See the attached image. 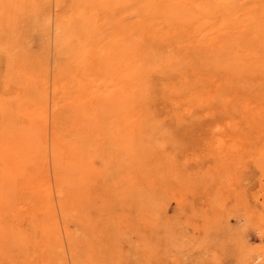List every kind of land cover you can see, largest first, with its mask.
Here are the masks:
<instances>
[{
	"label": "rangeland",
	"instance_id": "rangeland-1",
	"mask_svg": "<svg viewBox=\"0 0 264 264\" xmlns=\"http://www.w3.org/2000/svg\"><path fill=\"white\" fill-rule=\"evenodd\" d=\"M73 1L0 36V264H264V0Z\"/></svg>",
	"mask_w": 264,
	"mask_h": 264
},
{
	"label": "bare ground",
	"instance_id": "bare-ground-1",
	"mask_svg": "<svg viewBox=\"0 0 264 264\" xmlns=\"http://www.w3.org/2000/svg\"><path fill=\"white\" fill-rule=\"evenodd\" d=\"M91 1V0H89ZM25 2L28 3V0L24 1V0H0V36H4L3 38V42L6 43V46H4V48L11 46L9 48V50L12 48V42L9 38H6L5 35H3L2 30H9L10 29V25H11V21L13 19V10L14 8H20L23 9V6H27L25 4ZM31 2V9H33L34 11L41 8V10H48L49 13L48 15V23L47 21H45V19L43 20V24H48V25H52V27H54L55 31L58 32L59 36L55 37V42H54V47L52 50H50V52L48 53L49 55L52 54V56H59L61 57V55H64L68 49L67 48H71L72 45H75V34L78 33L79 31L83 30L84 28H88V23L86 20L84 19H80L77 16L79 15V13L81 11L84 10V8L82 6H80V4H75V2H72V7H67L68 11L70 12L71 10L74 12V10H76L75 14H71L68 17V25L67 28L62 27L61 26V22H62V18H64L65 13L61 11V4L63 3V0H43L39 1V0H29V3ZM104 5V3H103ZM83 9V10H82ZM84 11H89L88 8H86V10ZM51 12L53 13V15H51ZM47 15H45L47 17ZM65 19V18H64ZM41 25V27H42ZM106 28V27H104ZM89 30H91V28H88ZM95 31V29H93V32ZM66 35V36H64ZM102 42V40H98L97 43ZM105 44V43H103ZM117 44V43H115ZM101 45V43H100ZM119 51V47L114 50L113 52H111V54H108V56H104V59L108 60H114L116 59H120V56H118V52ZM110 57V58H109ZM76 59V58H75ZM116 61V60H115ZM8 65L13 64V59H9L8 61ZM121 65V64H120ZM134 70L135 74H138L140 72V69H136V67L132 69ZM140 74V73H139ZM54 75H59L61 76V71H58V73H54ZM119 96V103L118 105L122 106V104H124L125 102V98L123 97V91H121L120 93H118ZM108 108V106L106 107ZM13 179V178H12ZM9 180V179H3L5 180L4 183L2 184V192L1 194H3V200L5 202H7V199H9V192L8 190H12L13 191V186L14 184H12L11 182H13V180ZM2 180V182H3ZM11 183V186H9V184Z\"/></svg>",
	"mask_w": 264,
	"mask_h": 264
}]
</instances>
